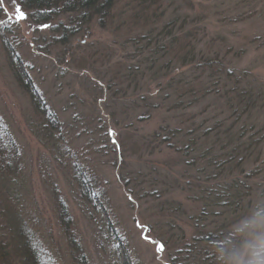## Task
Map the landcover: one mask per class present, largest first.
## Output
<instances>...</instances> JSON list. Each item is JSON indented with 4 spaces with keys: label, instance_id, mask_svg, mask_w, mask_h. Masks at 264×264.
I'll list each match as a JSON object with an SVG mask.
<instances>
[{
    "label": "rangeland",
    "instance_id": "374dc122",
    "mask_svg": "<svg viewBox=\"0 0 264 264\" xmlns=\"http://www.w3.org/2000/svg\"><path fill=\"white\" fill-rule=\"evenodd\" d=\"M23 1L0 0V264H222L264 215V0Z\"/></svg>",
    "mask_w": 264,
    "mask_h": 264
},
{
    "label": "clouds",
    "instance_id": "9594fccd",
    "mask_svg": "<svg viewBox=\"0 0 264 264\" xmlns=\"http://www.w3.org/2000/svg\"><path fill=\"white\" fill-rule=\"evenodd\" d=\"M239 231L242 242L221 253L222 264H264V215L251 218Z\"/></svg>",
    "mask_w": 264,
    "mask_h": 264
},
{
    "label": "trees",
    "instance_id": "16d2710c",
    "mask_svg": "<svg viewBox=\"0 0 264 264\" xmlns=\"http://www.w3.org/2000/svg\"><path fill=\"white\" fill-rule=\"evenodd\" d=\"M105 1L109 2L110 0H105ZM23 2L28 8L36 10V13L33 16L35 17V20H37L38 23H50L51 20H53V18L57 17L56 13H58V11H56V9H58L59 7L63 8V11H65V12H71V11H77L78 9L80 10L82 8L84 9L85 6H87V5H83L84 3H86V0H24ZM86 4H88V3H86ZM52 12H54V13H52ZM0 130L3 133V129L0 128ZM235 145L236 146L240 145L239 140ZM235 145H233V146H235ZM229 151L235 152L236 150H231V148H230ZM241 154L242 153L239 152L236 155L238 157L243 156ZM83 185H85V184H83ZM223 203H224V201H223ZM209 240H213V237H210ZM22 245L25 246L26 251H27L26 256L29 257V255L31 253H33L32 252L33 251L32 246L30 245V247H29L28 243L26 241H23Z\"/></svg>",
    "mask_w": 264,
    "mask_h": 264
},
{
    "label": "snow or ice",
    "instance_id": "6c2138e0",
    "mask_svg": "<svg viewBox=\"0 0 264 264\" xmlns=\"http://www.w3.org/2000/svg\"><path fill=\"white\" fill-rule=\"evenodd\" d=\"M15 11H16L17 19H18V20H23V19L25 18V13L22 12V11L20 10V8L17 7V8L15 9ZM161 250H162V246H161Z\"/></svg>",
    "mask_w": 264,
    "mask_h": 264
}]
</instances>
